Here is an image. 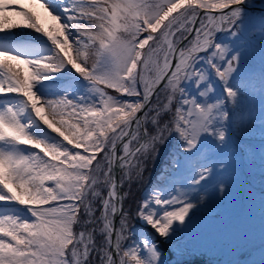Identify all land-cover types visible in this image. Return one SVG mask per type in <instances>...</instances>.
Masks as SVG:
<instances>
[{"label":"rangeland","instance_id":"obj_1","mask_svg":"<svg viewBox=\"0 0 264 264\" xmlns=\"http://www.w3.org/2000/svg\"><path fill=\"white\" fill-rule=\"evenodd\" d=\"M37 1L0 0L19 50L0 49V264H81L83 222L101 215L92 264H114L116 145L199 8L240 0ZM226 19L209 43L217 19L203 17L183 46L200 54L185 52L120 147L121 264H264V13ZM29 92L58 134L27 120Z\"/></svg>","mask_w":264,"mask_h":264},{"label":"water","instance_id":"obj_2","mask_svg":"<svg viewBox=\"0 0 264 264\" xmlns=\"http://www.w3.org/2000/svg\"><path fill=\"white\" fill-rule=\"evenodd\" d=\"M245 5H247L246 2L239 1L236 3H230L226 6L216 8V9H208V8H203V7L200 8V11L197 15L196 20L194 21V23L191 27V30L189 31L187 36L175 48L169 70L166 72V74L162 78H160L156 83L152 84V86L149 88L147 94L144 97L142 105L138 109L136 115L132 118L127 131L123 135V138H121L119 140V142L117 143V145H116V156H115V159L113 162V167H112L113 183H115V185H116V193H115L116 196L114 198L115 207L113 210V221H112V225L110 227V238H111L110 248H111V257L114 260V264H120L119 249H118V242H117V232H118L119 218H120V215H121L123 208H124V199H123L124 197H123V190H122L121 179H120V169H121V165H120L121 157L119 156L120 147L122 146V144L125 141L128 140V138L130 137V135H131L132 131L134 130L136 124L139 121L143 120V116H144L146 110L148 109L149 105L151 104L153 98L155 97L157 92L169 80V78H170V76H171V74H172V72L176 66V63H177V61L181 55V48L192 37V35L196 31L197 26H198V22H199L201 16L206 12L223 14L224 11H227L228 9H230L232 7L245 6ZM257 8L262 9L261 6H257Z\"/></svg>","mask_w":264,"mask_h":264},{"label":"bare ground","instance_id":"obj_3","mask_svg":"<svg viewBox=\"0 0 264 264\" xmlns=\"http://www.w3.org/2000/svg\"><path fill=\"white\" fill-rule=\"evenodd\" d=\"M33 2L34 3H40L37 0H32V3ZM181 2L184 3L183 1H181ZM180 6H181V3H178V4H175L174 6H172L171 8H169L165 12V14L163 15V17H161V19L154 24V30H158L163 25V23L168 18H170L171 15H173L174 12H176V10ZM42 18L43 19L45 18V20H46L48 18V16L46 14H43L42 15ZM5 34H8V33L6 31L4 32V31H2L0 29V49H8V50L12 49V50H16L15 48L10 47L8 44H6V43L3 42V39L5 40L6 37H2V35H5ZM149 39H150V36L149 35L144 36L143 39H142V41H141V47L145 46ZM28 54H33V52H28ZM170 61H171V58L167 62V64L164 66L163 75L166 74V72L169 70V68H170ZM174 70H175V68H174ZM0 73H2L1 72V69H0ZM6 85H7L6 84V80L2 76H0V112L2 111L1 108L4 105V102H8V99H7V96H6L7 94H5L3 92V87L6 86ZM22 99H23L24 104H25V107H23V109L26 111V114L25 115H26L27 120L38 121L39 125L40 126H43V127H46L47 128V131L51 132V134L52 133L58 134L59 128L56 127L53 124H50V122L46 118L41 117L43 111L41 109V106H39V101H37V97L35 96V94L29 92L28 94L22 95ZM11 105H12V103H11ZM27 128H28V130L31 133L34 132V127L31 124H29L27 126ZM28 145H29V143L21 145L22 150H25L24 152H28V148H29V150H31ZM127 155H128L127 152H126V154H124V156H123V154H121L119 152V156L126 157ZM11 188H12V190L14 192L19 193V191L17 190V188L15 186L12 185ZM111 195H112V198L114 200V198L116 196L114 190L111 191Z\"/></svg>","mask_w":264,"mask_h":264},{"label":"trees","instance_id":"obj_4","mask_svg":"<svg viewBox=\"0 0 264 264\" xmlns=\"http://www.w3.org/2000/svg\"><path fill=\"white\" fill-rule=\"evenodd\" d=\"M99 218V216H97ZM100 221H102V215H101V219ZM96 228H93V222L90 219L87 222H83L82 225V230L84 235L86 236L85 240L88 242V246H86L87 248L85 249L84 246H82L83 248V252L85 253L84 255L82 254V263L81 264H92L93 262L96 261V257L97 254L99 253V249L101 248V245L99 244V240H101L100 236L101 234H98V230H99V222L97 224L96 220ZM102 223V222H101Z\"/></svg>","mask_w":264,"mask_h":264}]
</instances>
